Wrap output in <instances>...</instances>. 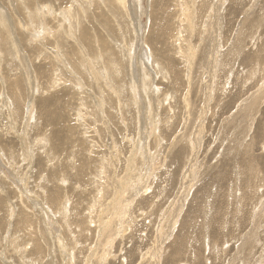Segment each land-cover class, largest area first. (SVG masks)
Instances as JSON below:
<instances>
[{
  "label": "rangeland",
  "instance_id": "374dc122",
  "mask_svg": "<svg viewBox=\"0 0 264 264\" xmlns=\"http://www.w3.org/2000/svg\"><path fill=\"white\" fill-rule=\"evenodd\" d=\"M0 264H264V0H0Z\"/></svg>",
  "mask_w": 264,
  "mask_h": 264
},
{
  "label": "bare ground",
  "instance_id": "6f19581e",
  "mask_svg": "<svg viewBox=\"0 0 264 264\" xmlns=\"http://www.w3.org/2000/svg\"><path fill=\"white\" fill-rule=\"evenodd\" d=\"M151 35H152V34H151ZM50 179H51V178H50ZM111 205H112V204H111ZM104 229H105V228H104ZM104 229H103V230H104ZM111 238H112V237H111ZM103 244H104V243H103Z\"/></svg>",
  "mask_w": 264,
  "mask_h": 264
}]
</instances>
